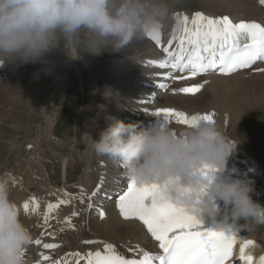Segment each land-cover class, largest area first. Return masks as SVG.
<instances>
[{
  "label": "bare ground",
  "instance_id": "6f19581e",
  "mask_svg": "<svg viewBox=\"0 0 264 264\" xmlns=\"http://www.w3.org/2000/svg\"><path fill=\"white\" fill-rule=\"evenodd\" d=\"M174 1L176 0H167L170 9ZM198 3L200 6L178 12H174L171 9L175 21L162 32L161 38L163 42L166 43L171 39L174 32L179 35L181 24L177 18L182 19L183 16L187 15L191 19L195 12H201L209 17L227 15L234 22L244 20L264 24V5H261L259 0H198ZM76 54L74 53L73 55ZM164 55L161 47L157 46L148 36L135 42L122 55L110 51H106L100 56L92 55L94 71L97 74L92 79L94 82L98 81L101 92L104 93L100 99H97L99 91L97 87L90 94L87 91L89 87L87 85L84 87L82 74L84 71L79 66V59L70 60V67L76 66L84 88L83 99L85 102L80 108L78 116H82L81 119L85 120L87 126L83 140H76L71 146L74 153L75 150L80 148L79 145L82 141L85 144L84 151L78 156V160L83 163L80 175L76 180H73L72 172L74 173L79 163H75V159L70 160V158L62 160L60 167L62 179L57 183L50 181L51 176L46 171H43L42 175H36L35 170L32 173L30 167L25 169V173L22 176L7 172L0 173V176H7L10 180V197L20 208V218L31 232L33 241L37 239L41 240L40 245L32 243L29 247L27 253L29 264H34V262L40 260V253L59 260L62 257H66L68 253L79 252L84 255L88 251L103 248V244L83 243L86 240L112 243L118 251L129 258L134 253L128 252V249L135 248L136 245H139L150 253H160L161 250L159 249L158 242L151 237L146 226L137 219L125 220L117 207L119 194L126 191L128 181L130 180L123 166L119 162L107 157L96 156L92 143L93 139L98 138L99 131L107 127L108 123L111 122L106 119L107 117L119 119L125 123H134L138 127L161 126L165 124L162 114L153 115V113L160 108H176L170 106L169 97L171 96L169 95L173 90V86L180 82L181 79L164 80L163 73L165 70L150 63V61H158L164 58ZM38 62L28 64L7 62L3 66H0V84L11 81L7 86L0 88V93L4 94L0 98V101H2L0 103V169L1 154L9 147L13 148L17 143L15 137L12 135L20 131L18 120L20 119L19 114L24 110L23 104L25 102L23 103V101L30 96L34 87H36L29 67L37 65ZM59 65V61L55 60L54 66L57 68ZM257 69H264V62H257L249 69L238 70L230 75L209 72L198 76L208 77L213 83L211 88H209L211 93L208 99H206L205 104H207L205 106L219 104L217 103L219 101L223 102L220 103L223 106H209L208 108H203L197 114H204L205 112L214 113V120L217 123V121H220L218 119L222 116L221 114L227 112L231 115V120L234 124L235 122H240L239 117L246 116V114L257 113L264 117V72L257 71ZM175 75L180 76L182 74L176 73ZM62 77L64 76H56V78H53V82L48 85L49 88H55L53 97L60 94L63 90ZM160 83H167L169 87L166 90L160 89ZM193 84L195 85V83ZM41 90L43 91L44 88ZM142 101L144 102L142 103ZM201 105L204 106V104ZM48 107L49 104L46 103L45 108ZM45 108H43V112H45ZM169 126L176 133H180L188 128L185 125L176 123L174 120L169 123ZM49 129H52V121L49 123ZM232 134L234 135V133ZM240 144L243 145L242 143ZM79 152L80 149L78 150ZM239 154L241 157V153ZM246 154L245 150L244 156H248ZM239 156L237 154L238 158ZM227 163H230V158ZM102 176L103 187L99 194L91 200L93 207L89 209L88 204L90 201L88 200V196L96 189L97 184L101 182ZM81 189H84L86 193L84 203H81L78 199ZM65 192L72 194V197L65 196ZM33 197L38 201L39 208L35 207L32 200ZM62 199H70V203L54 209L49 215L48 224L45 226L44 215L47 211V205L49 203L55 204ZM253 199L264 206V198L260 195L258 196L257 189L253 193ZM25 202L29 204L27 212L23 208ZM146 203H150V201H146ZM101 210L105 213L103 219L99 216V211ZM73 212L78 213V215L72 216ZM68 217H71V224L66 222V218ZM200 221L204 227H214L207 219ZM262 227L263 225L254 226L247 231L230 228L233 231H237L244 240L255 242L245 249L246 254L253 256L254 264H258L259 258L264 256V232L262 231ZM48 233H53L54 238L52 235H48ZM43 243H56L59 247L56 249H44ZM239 248L240 244L238 243ZM238 251H236L232 259L238 261L235 264H241L239 254H237ZM43 264H47V262H43ZM66 264H74L73 258L67 257Z\"/></svg>",
  "mask_w": 264,
  "mask_h": 264
},
{
  "label": "clouds",
  "instance_id": "9594fccd",
  "mask_svg": "<svg viewBox=\"0 0 264 264\" xmlns=\"http://www.w3.org/2000/svg\"><path fill=\"white\" fill-rule=\"evenodd\" d=\"M174 21L167 0H0V66L42 61L61 44L78 60L82 40L93 56L122 55ZM106 119L111 122L93 139V151L119 162L137 185H159L172 203L209 220L216 231L264 225V206L253 199L254 181L224 175L242 142L217 124L202 120L174 134L167 124L138 127ZM20 217L10 180L0 176V264H29L33 237Z\"/></svg>",
  "mask_w": 264,
  "mask_h": 264
},
{
  "label": "snow or ice",
  "instance_id": "6c2138e0",
  "mask_svg": "<svg viewBox=\"0 0 264 264\" xmlns=\"http://www.w3.org/2000/svg\"><path fill=\"white\" fill-rule=\"evenodd\" d=\"M259 3L264 5V0H259ZM177 19L181 24L180 33L177 35L174 32L166 43L162 41V32L159 30L147 34L165 54L158 61H150L165 70L164 80H186L209 72L230 75L241 69H249L257 62H264V24L244 20L234 22L227 15L209 17L201 12H195L191 19L187 15ZM257 71L264 72V69ZM176 73L182 75L176 76ZM206 83L204 81L201 84L181 87L173 92L195 95ZM168 87L167 83L159 84L160 89L166 90ZM161 114L167 125L173 120L188 128L202 120L215 123L214 113L187 114L174 108H160L153 113ZM102 187L103 176L96 189L88 196L89 209L93 207L91 200L99 194ZM64 195L72 197L67 192ZM85 195V190L81 189L78 197L81 203H84ZM32 200L35 207L39 208L36 198L33 197ZM69 203L70 199L49 203L44 215V225L48 224L49 215L54 209ZM117 207L125 220L137 219L146 226L148 233L159 244V254L150 253L136 245L135 248L128 249V252L134 253L129 258L112 243L86 240L83 243L103 244V248L88 251L84 255L79 252L68 253L59 260L40 253L41 259L34 264H66L67 257H72L74 264H226L237 243L240 244L239 260L243 264H254L253 256L245 252L254 241L244 240L237 231L230 228L216 231L204 227L194 215L172 203L159 185L139 186L130 178L126 191L119 194ZM23 208L27 212L29 204L25 202ZM76 215L78 213H72V216ZM99 216L103 219L105 213L101 210ZM66 222L71 224V217L66 218ZM48 235L54 238L53 233ZM32 243L40 245L41 240L37 239ZM58 247L56 243H43L44 249ZM258 264H264V256L259 258Z\"/></svg>",
  "mask_w": 264,
  "mask_h": 264
},
{
  "label": "rangeland",
  "instance_id": "374dc122",
  "mask_svg": "<svg viewBox=\"0 0 264 264\" xmlns=\"http://www.w3.org/2000/svg\"><path fill=\"white\" fill-rule=\"evenodd\" d=\"M197 6H200L198 0H176L174 1V4L172 3L171 9L174 12H178L191 7L195 8ZM61 43L63 42L61 41ZM70 54L73 55L74 53ZM78 55L82 57L79 59V66L84 71V73H82L84 87L85 85L89 87V90H87L89 94L95 90V87H97L99 90L97 99H100L104 93L101 92V87L98 84V81L94 82L92 79V77H96L97 74L94 71L92 55L86 53L83 40L79 47ZM55 60L60 63L57 68L54 66ZM70 60L71 59L64 51L63 45L61 44L60 47L51 49L37 65L29 67L32 79L35 80L36 87H34L30 96L23 101V103L25 102L23 104L24 110L19 114L20 119L18 120L20 131L12 135L15 137L17 142L16 145L13 148L9 147L1 154V174L3 172H7L13 175L18 174L22 176L25 173V169L30 167L31 172L33 173L35 170L36 175H42L43 171H46V173L51 176L50 181L52 183H57L62 179L60 171L62 160L64 158L67 160L70 158V160L75 159V163H79L77 168L74 170V173L72 172L73 180H76L80 175L83 163L78 160V156H80L81 152L84 151L85 144L83 141L80 143L79 153V149L75 150L73 153L71 146L76 140H83L87 126L85 120L81 119L82 116H78L79 110L85 102L83 99L84 88L81 82V76L77 71L78 69L76 66L70 67ZM59 75L64 76L61 79L63 81V90L60 94L53 97V94H55V88H49L48 85L53 82V78H56V76ZM195 78L181 80L175 84L176 86H173V90L176 88L179 89L181 87L192 86L194 85L193 83L197 85L206 80L207 83L201 91L198 94L191 95L182 93L175 94L172 90L169 95L171 96L169 97L170 106L176 107L175 109L180 111L185 112L186 110L185 113L188 114H197L203 110V108L205 109L209 106H223L220 104L223 103L222 101L217 102L219 104L205 106L207 104H205L206 99H208L211 93L209 88H211L213 83L208 77ZM10 82L11 81H9V83H1L0 88L7 86ZM178 85L179 87H177ZM42 88H44L43 91L41 90ZM2 95L4 94L1 92L0 98ZM1 102L2 101H0V103ZM46 103L49 104L48 108H45ZM201 104H204V106ZM43 108H45V112H43ZM226 113L227 112H225V114ZM225 114H221L222 116L218 119L220 121H217L219 124H215H217L226 134L232 138L234 137L233 139L237 142L242 140L241 142L243 145L239 144L234 153L235 155L230 157V163L226 164V172L224 175L232 179H251L254 181V187H256L258 191V196L260 195L264 198V117H262L263 115L261 116V114L257 113L246 114V116H240V122L238 121V118V120H236L238 122H235L234 124V122L232 123L231 115L227 113V116V114ZM51 121L52 129L50 130L49 123ZM230 132L234 133V135L232 133L230 134ZM241 146L245 149L243 150ZM245 150L247 153L246 155L248 156H244ZM239 153H241V157L239 156ZM237 154L239 158L237 157ZM245 157H249L248 160ZM241 158H243L244 161H242L243 159ZM259 180L262 181L263 184L260 183ZM263 229L264 225L262 227V231L264 232Z\"/></svg>",
  "mask_w": 264,
  "mask_h": 264
}]
</instances>
